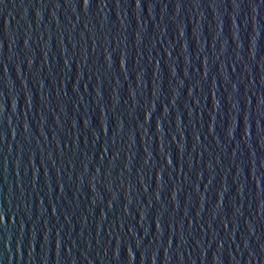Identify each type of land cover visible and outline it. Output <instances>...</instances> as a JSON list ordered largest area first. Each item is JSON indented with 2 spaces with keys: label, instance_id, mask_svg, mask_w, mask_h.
Returning <instances> with one entry per match:
<instances>
[{
  "label": "water",
  "instance_id": "95a60500",
  "mask_svg": "<svg viewBox=\"0 0 264 264\" xmlns=\"http://www.w3.org/2000/svg\"><path fill=\"white\" fill-rule=\"evenodd\" d=\"M0 264H264V0H0Z\"/></svg>",
  "mask_w": 264,
  "mask_h": 264
},
{
  "label": "snow or ice",
  "instance_id": "6c2138e0",
  "mask_svg": "<svg viewBox=\"0 0 264 264\" xmlns=\"http://www.w3.org/2000/svg\"><path fill=\"white\" fill-rule=\"evenodd\" d=\"M84 3H85V5H87L88 4V0H84Z\"/></svg>",
  "mask_w": 264,
  "mask_h": 264
}]
</instances>
